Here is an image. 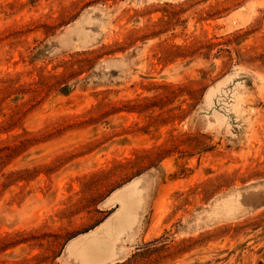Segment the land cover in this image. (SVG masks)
Segmentation results:
<instances>
[{
    "label": "rangeland",
    "instance_id": "obj_1",
    "mask_svg": "<svg viewBox=\"0 0 264 264\" xmlns=\"http://www.w3.org/2000/svg\"><path fill=\"white\" fill-rule=\"evenodd\" d=\"M0 264H264V0H0Z\"/></svg>",
    "mask_w": 264,
    "mask_h": 264
}]
</instances>
